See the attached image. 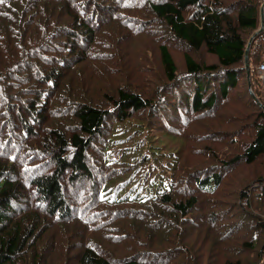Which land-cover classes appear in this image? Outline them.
Segmentation results:
<instances>
[{"label": "trees", "instance_id": "16d2710c", "mask_svg": "<svg viewBox=\"0 0 264 264\" xmlns=\"http://www.w3.org/2000/svg\"><path fill=\"white\" fill-rule=\"evenodd\" d=\"M260 5L0 0V264H214L224 255L222 264H244L227 253L253 250L260 231L264 235V215L254 211L255 198L264 205V176L244 186L239 198L232 180L236 167L264 160V108L250 92L244 62L249 35L260 25ZM157 21L173 37L159 46L162 85L139 60L142 53L130 56L121 42L110 44L106 28L134 22L132 30L150 32ZM262 41L264 34L252 46L250 63L253 89L264 104L255 86L264 89L258 73L264 58L256 63ZM205 50L214 61L196 58ZM85 75L100 78L91 86H105V96L90 92ZM243 80L246 98L238 89ZM234 102L251 111L231 128L238 117L227 111ZM132 118L151 135L163 129L190 143L184 141L162 168L164 185L155 194L142 197L155 178L149 169L140 195L104 201L110 179L152 161L145 139L107 160L111 133ZM248 126L256 133L245 149L225 158L221 148L211 149L233 143ZM194 153L207 164L184 162ZM77 222L104 240L77 238ZM58 223L70 224L72 237L58 246V260H50L42 238Z\"/></svg>", "mask_w": 264, "mask_h": 264}, {"label": "rangeland", "instance_id": "374dc122", "mask_svg": "<svg viewBox=\"0 0 264 264\" xmlns=\"http://www.w3.org/2000/svg\"><path fill=\"white\" fill-rule=\"evenodd\" d=\"M148 12L149 9L143 11V13H148ZM133 24L134 22H132L127 28H125V25H122L116 30L113 29V26L108 25L106 28H108L112 32V36L107 38V40L112 41L110 44L113 43L118 44L117 42H121L120 48L122 47L123 49L127 50L130 56H135L138 53H142L143 57H140L139 60L147 66L148 72L154 77V83L156 85L157 84L162 85L165 81L162 82L163 78H162V67L159 56V46H160V42L164 40L166 36H170L171 38H173L172 34L170 33V29L162 22L157 21L154 26L155 30H152L150 32L148 31L138 32L132 30L131 25ZM253 33L254 31L249 36H251ZM97 50H99L98 47L96 48V51ZM176 53L178 55V58L181 60L183 56L181 50L179 49L176 50ZM258 55L259 57L256 63H259L264 58V41L260 43V52ZM196 58L206 61L208 63L214 61L212 56L208 54L206 50L197 53ZM85 76L87 80H85V78L83 77L82 81L84 84L87 85V87H89L90 92H93L99 98L105 96L106 94V92L104 91L105 86L99 84L98 89H93L91 86L92 85L91 79L95 81V79H100V78L89 75H85ZM243 81H244L243 86H241V88L238 89L242 94H244L243 97L246 98L244 91L247 89V85H246V81L245 80ZM262 85L264 86L263 82ZM255 86L256 89L260 91V96L264 100V89L258 82H256ZM148 87H152V84H149ZM150 90H152V88H150ZM250 111L251 110L243 103L240 102L232 103L227 111V114L236 115L238 118L237 121H235L232 125H230V127L236 128L241 124H243V120L241 118L249 115ZM218 112H221V108ZM212 117H215V115H213ZM251 121L253 120L251 119ZM121 125L126 126L127 128L120 126L119 127L120 129L116 128L111 133L110 143L108 144L107 147V160H112L122 155L123 150L127 148L130 142H133L136 139H137L136 142H139L138 140L140 139L141 140L145 139L147 140L149 146V148H146L145 152L149 154L152 161L150 163L143 161L140 165L141 167L135 170L134 173L128 171L110 179V182L106 183L102 190V198H104V201L122 200L126 197L134 196L136 193L140 195L143 191H141L139 183L140 182L142 183L144 179L148 176V174L150 173L149 169H154L152 175L155 174V178L154 181L148 186L147 191L143 193L142 197H146L152 193L155 194L157 190L162 188L164 185L162 180L159 179L160 177H162V171H163L162 168H166L168 166V161L172 160L175 157V153L178 154V152L183 146L184 141L186 143L187 142L190 143V141L180 139L174 135L167 133L163 129H160L159 131L155 130L153 136V134L152 135L151 133L149 134L148 127L145 125V123L144 122L142 123L138 118H132ZM140 131H143V137L142 136L138 137L140 135ZM138 133L139 135H137ZM255 133H256V128L252 126H248L245 129V131H243L241 135L235 139L233 143L221 142L220 145L212 144L211 149L221 148L220 155L222 156V158H225V156L231 155V153L245 149V147L248 145L246 141H248L251 137H254ZM204 144H205L204 142H201L199 143V146L203 147ZM201 156H202L201 154H195L191 156L187 155V157L185 156L184 158V162L186 158H189L190 160H192V163H189L188 165L199 164V163L207 164V161L201 158ZM209 159L210 161L212 160L210 157ZM182 164L183 166H187L185 165V163L180 162V165ZM180 165L177 167H180ZM235 169H236L235 174L232 177L234 183L233 197L239 198L242 188L244 186L247 185L252 186L254 185L253 182L254 179L258 178L259 176H264V160L261 159L254 164L243 163L240 166L236 167ZM167 177H169V179L173 177L171 171L168 172ZM137 180L138 183L135 184ZM262 204L263 202L261 198H255L254 211L258 214L264 215V205ZM43 218L45 219V217ZM47 220L50 221V218L48 217ZM77 225L79 228L78 229L79 236L77 238L82 239V237L86 235L85 239L93 238L96 240H104L103 238L97 236L96 233H91L90 231H88V229L82 223L77 222L72 226V228H75ZM70 226H71L70 224L58 223L55 224L54 229L51 230V225H50V230L48 231L47 235L43 236L42 239H45V245L47 244L48 248L50 249V251L48 252L50 260L53 259L58 260L59 254H62L58 246L65 242L66 236L72 237ZM63 232H65V234ZM242 237L246 240L250 239L249 235L246 236L242 235ZM263 241H264V235L262 234V231H260V235H258L257 237L256 247H254L253 250H250L251 249L250 248L249 250L241 252L240 250L233 249L227 254L233 255V259H238V258L242 259L244 264H264ZM240 248L242 247L240 246ZM113 252L118 256L123 255L122 254L123 252L115 247L113 248ZM224 257L215 260L214 264H222Z\"/></svg>", "mask_w": 264, "mask_h": 264}, {"label": "water", "instance_id": "95a60500", "mask_svg": "<svg viewBox=\"0 0 264 264\" xmlns=\"http://www.w3.org/2000/svg\"><path fill=\"white\" fill-rule=\"evenodd\" d=\"M262 5L260 8V26L254 31V33L250 36L248 42H247V46H246V50H245V56H244V62H245V69L247 72V79H248V84H249V89L250 92L252 94V96L254 97L255 101L264 108V104L263 102L260 100V98H258V96L256 95L254 89H253V85H252V73H251V63H250V54H251V50H252V46L254 44V42L256 41V39L258 37H260L262 34H264V0H261Z\"/></svg>", "mask_w": 264, "mask_h": 264}, {"label": "built area", "instance_id": "2783aa9c", "mask_svg": "<svg viewBox=\"0 0 264 264\" xmlns=\"http://www.w3.org/2000/svg\"><path fill=\"white\" fill-rule=\"evenodd\" d=\"M258 72H259V77L261 79V82L264 83V62H262L259 66V69H258Z\"/></svg>", "mask_w": 264, "mask_h": 264}]
</instances>
